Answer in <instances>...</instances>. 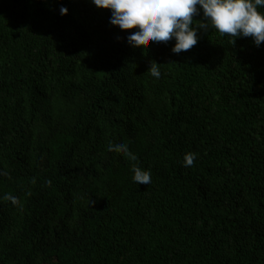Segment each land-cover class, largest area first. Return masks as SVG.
Wrapping results in <instances>:
<instances>
[{
  "label": "trees",
  "instance_id": "1",
  "mask_svg": "<svg viewBox=\"0 0 264 264\" xmlns=\"http://www.w3.org/2000/svg\"><path fill=\"white\" fill-rule=\"evenodd\" d=\"M110 17L0 0V264H264V42L209 27L175 54Z\"/></svg>",
  "mask_w": 264,
  "mask_h": 264
},
{
  "label": "clouds",
  "instance_id": "2",
  "mask_svg": "<svg viewBox=\"0 0 264 264\" xmlns=\"http://www.w3.org/2000/svg\"><path fill=\"white\" fill-rule=\"evenodd\" d=\"M97 8L111 10L110 24L121 30L136 29L127 35V43L132 47L174 40L171 51L180 54L198 43V30L208 31L209 27L221 36L227 35L235 44L237 38L251 37L255 46L264 42V0H91ZM68 9L61 5L60 14L66 15ZM203 13V20L193 25V17ZM152 77L162 75L160 64L150 62L147 70ZM109 152H119L130 161H138L129 144L124 141L109 142ZM198 153L187 152L183 156V166H194ZM132 181L138 186L152 183L150 169L138 163L131 167ZM5 174V173H0ZM5 199L17 202L10 194Z\"/></svg>",
  "mask_w": 264,
  "mask_h": 264
}]
</instances>
